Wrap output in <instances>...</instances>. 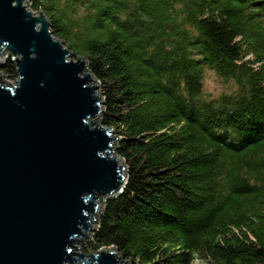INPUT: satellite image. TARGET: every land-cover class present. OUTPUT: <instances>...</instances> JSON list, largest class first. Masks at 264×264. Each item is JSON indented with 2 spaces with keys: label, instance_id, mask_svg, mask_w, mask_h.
I'll use <instances>...</instances> for the list:
<instances>
[{
  "label": "trees",
  "instance_id": "obj_1",
  "mask_svg": "<svg viewBox=\"0 0 264 264\" xmlns=\"http://www.w3.org/2000/svg\"><path fill=\"white\" fill-rule=\"evenodd\" d=\"M87 61L126 167L85 253L264 264V0H32ZM1 72L17 78L10 56ZM205 70L225 84L207 96Z\"/></svg>",
  "mask_w": 264,
  "mask_h": 264
},
{
  "label": "water",
  "instance_id": "obj_2",
  "mask_svg": "<svg viewBox=\"0 0 264 264\" xmlns=\"http://www.w3.org/2000/svg\"><path fill=\"white\" fill-rule=\"evenodd\" d=\"M28 1L0 0V54L17 74L0 83V264H133L112 247L81 250L126 167L114 130L96 123L102 95L87 61Z\"/></svg>",
  "mask_w": 264,
  "mask_h": 264
},
{
  "label": "rangeland",
  "instance_id": "obj_3",
  "mask_svg": "<svg viewBox=\"0 0 264 264\" xmlns=\"http://www.w3.org/2000/svg\"><path fill=\"white\" fill-rule=\"evenodd\" d=\"M26 7L28 10L32 11L34 14H36V15L38 14L37 11H34L31 8V2H29V1L26 2ZM4 59H5V55L0 54V65L4 62ZM0 74L2 75L0 78V83L3 86L12 85L14 83V80L8 79L6 76L3 75V73L1 72V69H0ZM229 85L230 84H225L213 71L205 70L204 78H203V82H202V88H203L204 93L207 96L216 97L217 95L225 92L226 89L229 87ZM97 118H98V120H96V121H100V114H98ZM115 142L116 141H114V145H115ZM87 240H85L81 244V248L86 243ZM82 252H83V250H82ZM194 264H204V263L200 262L199 260L196 259L194 261Z\"/></svg>",
  "mask_w": 264,
  "mask_h": 264
},
{
  "label": "bare ground",
  "instance_id": "obj_4",
  "mask_svg": "<svg viewBox=\"0 0 264 264\" xmlns=\"http://www.w3.org/2000/svg\"><path fill=\"white\" fill-rule=\"evenodd\" d=\"M90 119H92V117L90 118ZM97 120H98V118H97ZM98 121H96V123H97ZM122 162H123V160H122ZM124 163V162H123ZM126 171V170H125ZM75 257H76V255H75Z\"/></svg>",
  "mask_w": 264,
  "mask_h": 264
}]
</instances>
